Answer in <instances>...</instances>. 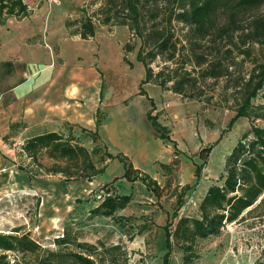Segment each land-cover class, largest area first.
Returning a JSON list of instances; mask_svg holds the SVG:
<instances>
[{
  "label": "rangeland",
  "instance_id": "rangeland-1",
  "mask_svg": "<svg viewBox=\"0 0 264 264\" xmlns=\"http://www.w3.org/2000/svg\"><path fill=\"white\" fill-rule=\"evenodd\" d=\"M25 2L29 6L28 16L31 20L44 22L45 19L47 31H52L49 38L57 39L62 57L67 64L97 68L100 74L98 98L102 101L97 116L101 117L103 122V129L98 131L101 136L100 147L113 155L119 153L127 155L133 166L136 164L138 170L153 179L162 180L166 177L159 196L149 193L151 190L147 189L143 182L134 184L132 200L125 209V213L134 222L129 232H135L142 225L147 228L136 233L130 241L126 235L121 238L127 246L131 264H162L165 235L160 225L163 226L169 220L171 223L175 221L174 215L196 214L198 204L208 186L221 183L226 155L250 127L248 118L240 117L230 130L225 131L229 120L235 114L237 100L241 96L240 86H232L239 80L235 78L247 75L253 60L263 58L264 48L255 43L250 49V55L236 54L235 61L238 64L231 66L230 74L226 76L218 79H201L198 76L196 85L190 91L192 94L201 91L197 97L185 98L169 89H163L167 95L153 83L141 85L145 67L136 57L140 39L129 31L127 26L97 25L93 37L72 40L74 37H71L66 27V20L83 15L79 14V7L82 6L84 12L94 14L102 0H25ZM263 11L264 4L254 12ZM39 22L33 25L38 26ZM184 32V26L181 24L175 26L176 38L182 40ZM126 44L130 46V50L124 48ZM48 47L51 51L55 49L53 44ZM164 56H157L150 66L155 73L166 66L167 69L164 68L163 73L171 76L175 75L173 68L177 62L181 63L187 58L184 52V55L177 56V60L171 63L165 61ZM171 83L172 81L168 82L167 86ZM140 86L152 99L155 110H160L161 104L168 103L162 108L161 111L164 113L160 119L169 123V133L171 131L172 137L168 143L174 147L178 144L182 149L181 152H177L180 150L176 147L175 152L181 154L182 162L177 158L169 162L167 139L152 136L145 139L142 146L133 143L122 145V142L117 140L118 134L137 135L138 132L146 133L149 128L145 118L146 103L140 94ZM263 95L264 86L252 100L253 104L263 102ZM255 123L264 124L260 119L255 120ZM74 132L80 135L82 142L87 143V132L82 131L81 126H75ZM221 133L222 136L219 138ZM24 137L18 135L16 140L8 141L11 142V145L9 144L11 148H14L15 161H19L17 150ZM212 143L214 147L207 162L199 176H196L195 165L202 162L197 153ZM119 162L124 165L122 161ZM165 164L170 166L169 170ZM18 177L19 172L16 174L17 180ZM99 177L104 178L102 174ZM94 179L83 180L86 186L82 189V185H78L80 181L64 184L60 175L32 177L27 184L34 183L46 191L42 193L37 208L34 196L37 192L14 189L0 195V232H12V229L19 227L17 233H28L43 247L56 249L53 239L62 235L65 223L72 222L68 228L78 233V239L81 241L96 243L101 240L107 245L115 243L119 234L115 230L114 222L107 217L87 214L95 203L92 202L94 200L90 193L103 183L97 185L92 181ZM121 181L125 190L130 191L128 189L132 181L127 182L124 179ZM63 185H67L66 188ZM71 194L77 197L74 198ZM159 211H162V214ZM245 217L243 221L226 224L220 235L198 241L195 249L199 257L191 264H261L264 261V203L253 208ZM71 218L76 220H70ZM9 258L28 261V256L14 253H9ZM170 264H182V250L177 245H174L170 255Z\"/></svg>",
  "mask_w": 264,
  "mask_h": 264
},
{
  "label": "trees",
  "instance_id": "trees-1",
  "mask_svg": "<svg viewBox=\"0 0 264 264\" xmlns=\"http://www.w3.org/2000/svg\"><path fill=\"white\" fill-rule=\"evenodd\" d=\"M263 4L264 0H102L92 15L84 12L83 6L79 7V14L83 15L68 18L66 27L71 36L88 39L95 35L97 25L127 26L140 39L136 57L145 67L141 85L153 83L185 98L197 97L201 91L194 94L190 91L196 85L198 76L201 79L226 76L230 74L231 66L238 64L236 54L250 55L255 43L264 48V11L254 12ZM29 13L25 0H0V25L8 18L18 19ZM179 24L185 27L182 40L175 36V26ZM124 48L131 49L128 44ZM184 52L187 58L177 62L173 68L174 76L163 73L166 66L156 73L150 66L159 55H165V61L173 63ZM235 80L232 86H240L241 96L225 131L230 130L240 117L248 118L250 127L226 155L221 183L208 186L196 214L174 215L175 221L171 223L169 220L162 226L165 235L162 264H170L174 245L182 250V264H191L199 257L195 249L198 241L220 235L226 224L245 220L246 214L264 203V124L255 123L257 119L264 122V101L257 105L252 101L264 86V55L261 60H253L246 76H237ZM171 81V85L167 86ZM140 94L150 102L145 118L154 134L171 140L167 126L158 121L157 113L152 114L154 103L142 87ZM99 113L97 110L96 115ZM100 122L101 117L97 116L96 125ZM20 126H23L22 123H11V132L4 137L5 141L8 142ZM74 128L75 125L64 123L58 130L24 137L17 150V167L26 171L30 178L60 175L64 181L91 180L93 176L104 173L109 160L117 158L122 161L125 167L123 175L103 182L90 193L95 205L89 208L87 214L111 219L127 239L132 240L147 226L142 225L130 233L133 219L117 214L132 200V193L126 192L120 179L127 182L140 180L156 196L160 195L162 187L157 180L134 168L127 156L120 153L113 155L101 148L97 130L81 127L92 142L88 146L82 142L80 135L75 134ZM221 136L222 133L219 138ZM8 143L11 145V142ZM213 147L214 143L198 151L197 156L202 162L195 165L196 176H199ZM166 168L169 170L170 166L166 165ZM34 196L37 208L41 195L35 193ZM70 224L72 222L65 223L62 235L53 239L56 249L43 247L28 233H17L19 227L12 232H0V264H131L127 246L122 241L109 245L101 240L96 243L81 241L78 233L68 228ZM9 253L28 256V261L10 259Z\"/></svg>",
  "mask_w": 264,
  "mask_h": 264
},
{
  "label": "crops",
  "instance_id": "crops-1",
  "mask_svg": "<svg viewBox=\"0 0 264 264\" xmlns=\"http://www.w3.org/2000/svg\"><path fill=\"white\" fill-rule=\"evenodd\" d=\"M36 22L39 21H33L27 15L18 19L8 18L3 25H0V195L14 189L16 191L37 192L41 196L42 193H46L43 187L34 183L28 185L27 181L32 178L29 177L26 171L17 167L14 148H11L4 139L11 132V123H22L23 126H20L17 133L9 138L10 141L16 140L18 135L27 137L44 131L58 130L62 128L64 123L81 126L90 131L97 130L98 132L99 129H103L102 119L100 124L96 125V112L101 110L98 107L102 102L98 98L100 74L97 68L67 64L62 57L57 39L51 40L49 38L52 31H47L45 19L44 22L40 21L38 26L33 25ZM71 37H74L75 40L72 38L73 41L80 39L78 35H72ZM47 44L50 46L53 44L55 49L51 51ZM5 62L10 63L4 65ZM160 89L163 90L161 87ZM163 91L166 93V90ZM88 94L91 96H88ZM166 94L168 95V93ZM141 96L144 98L145 111H147L151 107L150 102L145 95ZM166 104L168 103L161 104L159 106L160 110H154L152 114L157 113L158 121L169 129V123L160 119L164 113L161 110L166 107ZM149 128L146 133L145 131L138 132L137 135L118 134L117 140L121 141L122 145L133 143L142 146L145 139H150L152 136L157 137L150 126ZM98 135L101 139L99 132ZM168 142L169 140H167L166 145L169 152V162L173 158H177L182 162L180 160L181 154L175 153L177 151L176 147L180 150L177 152H181L182 149L178 144L174 147ZM86 144L88 146L92 145L90 138H88ZM136 167L137 165L134 164V168ZM18 172L20 182L16 179ZM123 173L124 165L117 158H114L108 161L106 169L102 173L103 179L99 175L93 176L91 179L96 178L92 181H95L98 185L100 182H108L114 177H120ZM155 179L161 187L166 182V177L162 180L160 178ZM83 180L87 179L63 180V183L80 181L78 185L81 184L82 189H85L84 186L86 185L82 182ZM137 182L142 183L140 180L130 182L131 185L128 189L130 192L134 193V184ZM63 186L66 188L67 185ZM148 192L155 195L152 191ZM71 195L73 196V194ZM73 197L76 198L77 196ZM43 205L44 203H42V207ZM125 209L119 210L117 214L127 215ZM159 213L162 214V211H159ZM114 227L119 234L116 240H121L124 232L115 222ZM160 228L163 229L161 225ZM121 241L125 242L123 239Z\"/></svg>",
  "mask_w": 264,
  "mask_h": 264
}]
</instances>
